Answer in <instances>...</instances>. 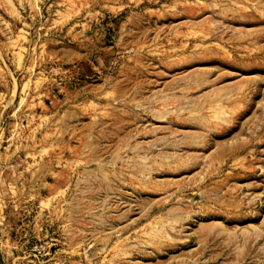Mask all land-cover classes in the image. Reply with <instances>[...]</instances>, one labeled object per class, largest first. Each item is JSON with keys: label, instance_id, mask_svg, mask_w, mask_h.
Listing matches in <instances>:
<instances>
[{"label": "rangeland", "instance_id": "374dc122", "mask_svg": "<svg viewBox=\"0 0 264 264\" xmlns=\"http://www.w3.org/2000/svg\"><path fill=\"white\" fill-rule=\"evenodd\" d=\"M0 264H264V0H0Z\"/></svg>", "mask_w": 264, "mask_h": 264}]
</instances>
